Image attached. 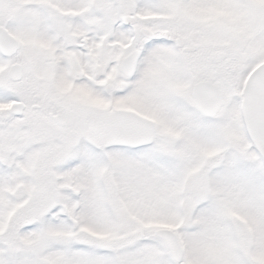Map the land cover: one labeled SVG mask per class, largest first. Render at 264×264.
Listing matches in <instances>:
<instances>
[{"label": "snow or ice", "instance_id": "obj_1", "mask_svg": "<svg viewBox=\"0 0 264 264\" xmlns=\"http://www.w3.org/2000/svg\"><path fill=\"white\" fill-rule=\"evenodd\" d=\"M0 264H264V0H0Z\"/></svg>", "mask_w": 264, "mask_h": 264}]
</instances>
